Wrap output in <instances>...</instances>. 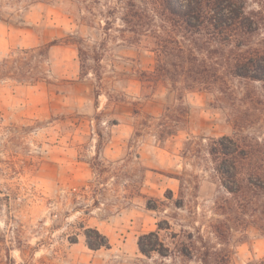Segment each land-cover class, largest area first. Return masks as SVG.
I'll list each match as a JSON object with an SVG mask.
<instances>
[{"label":"rangeland","instance_id":"374dc122","mask_svg":"<svg viewBox=\"0 0 264 264\" xmlns=\"http://www.w3.org/2000/svg\"><path fill=\"white\" fill-rule=\"evenodd\" d=\"M127 1L0 0V61L58 39L27 56L34 78L0 77V264H202L207 247L232 264L264 257V195L246 181L264 168V80L187 91L183 129L160 140L181 100L174 81H146L154 54L120 31ZM242 1L254 21L244 49L262 48L264 0ZM159 224L166 257L138 245ZM95 230L108 247L88 246Z\"/></svg>","mask_w":264,"mask_h":264},{"label":"trees","instance_id":"16d2710c","mask_svg":"<svg viewBox=\"0 0 264 264\" xmlns=\"http://www.w3.org/2000/svg\"><path fill=\"white\" fill-rule=\"evenodd\" d=\"M120 8L123 22L120 31L128 34L126 39L129 45L154 54V69L149 71L150 77L146 81L154 84H157L156 81H174L169 96L174 94V98L181 100L176 105L172 103L166 106V113L158 123L156 132L160 140L183 129L186 112L183 97L187 91L222 92L225 81L237 78L264 80V46L258 48L250 44L244 49L251 41L254 21L245 13L242 0H141V3L128 0ZM57 42L58 39H54L41 51L37 48L21 49L14 57L3 58L0 61V77H11L18 81L34 78L28 75L26 69L27 65L31 67L32 64L27 56L36 53L46 58L48 50ZM69 42L78 44L82 73H88V52L79 39L72 38ZM94 58L100 62V55ZM147 87L155 89L156 85ZM136 156L140 158L139 154ZM240 168L239 165H233L232 169L224 165L219 171L223 176L235 178L242 175ZM146 170L148 168L141 163V183ZM248 174L247 184L255 185L264 195V168L259 167ZM226 187L233 192L229 185L226 184ZM162 228L159 224L158 230L140 235L138 245L143 253L157 251L164 257L171 255L160 239L159 230ZM95 231L99 235L96 241L86 231L88 246L92 249L108 247V238ZM151 237L155 241L146 243V239ZM177 251L180 256H187L183 247ZM199 251L202 264H232L230 257L219 256L217 251H211L208 247ZM249 264H264V257Z\"/></svg>","mask_w":264,"mask_h":264}]
</instances>
